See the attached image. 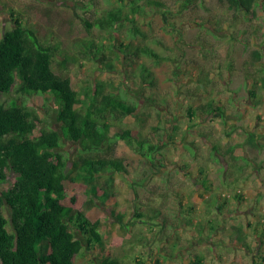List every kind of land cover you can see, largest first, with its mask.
Listing matches in <instances>:
<instances>
[{
  "label": "rangeland",
  "instance_id": "obj_1",
  "mask_svg": "<svg viewBox=\"0 0 264 264\" xmlns=\"http://www.w3.org/2000/svg\"><path fill=\"white\" fill-rule=\"evenodd\" d=\"M164 1L172 10L170 19L175 25L174 29L165 28L161 13L151 8H148L147 16L140 17L139 22L148 33L144 42L152 45L166 58L158 64L149 58L122 61L107 51L108 62L115 58L112 65H109L100 59H85L83 52L76 46L80 42L89 47L94 39H103L98 28L89 33L82 18L93 21L100 16L104 9L110 7L107 0H0V39L5 31L14 25V16H19L27 26L38 31L42 41L54 42L60 46L61 53L70 55V59L66 61L64 57H58L54 68L69 76L75 88L91 86L94 80L104 81L107 88L116 84L115 87L126 92L128 99L137 107L138 119L129 118L125 121V127L133 130L135 138L140 135L146 143L149 139L157 140L163 135L164 141L167 140L174 116L180 126L176 144L166 147L165 166H158V172L150 173L146 160L141 159L137 151L120 140L106 148L102 154L116 155L125 160L131 169V175L109 172L88 182L89 185L83 180L67 183L69 196H76L77 199L75 202L68 199L65 203L79 209L86 206L87 216L102 222L101 231L105 236L103 248L106 252L103 253L97 245L93 246L91 250H85L76 258L82 264H101L107 255L120 257L125 264H155L156 258L167 259L165 252L177 251V246L181 244L178 240L181 239V232L170 223L178 224V209L185 205H194L192 207L196 210L192 212H196L199 206H213L212 211L215 213L211 211L205 214L197 211V215L191 214L196 218L201 216L206 219V216H209L214 221L229 225L240 221L243 234L247 236L246 243L253 251L257 249L254 240L255 235H260L258 223L264 213L260 214L255 197L245 196L242 201L230 200V212L217 215V193H214V198L205 201L195 198L197 191L189 187L192 186V180L197 179L195 176L199 175L198 172L205 171L211 176L212 186L218 189L226 187L222 190L225 194L230 193L233 196L235 191L244 194L243 189H248L249 184L246 186L240 182L245 174L241 160L228 168L225 167L224 161L218 158L214 159L215 166L210 164V161L217 157L216 153H212L211 145L224 147V139L227 138L224 127L227 123L215 119L202 122L197 128L195 125L192 130L187 127L190 125L189 107H196L197 104L214 97L225 106L228 121L241 125V128L233 133L232 141L243 140V152H246L244 156H254V159H258L259 152L250 147L246 137L253 134L252 129L255 128V131L259 132V129L264 128V87L258 75L248 77L247 69L254 73L255 69L249 66V62L255 61L253 52L261 49L264 36V0H259L255 13L248 15L235 14L223 0H192L187 9L181 8L184 0ZM87 5L92 6L90 8ZM122 32L126 34V29ZM123 33L119 36L122 39L125 38ZM156 38L162 40L161 45L153 42ZM140 42L136 40L133 43ZM143 62L152 67L155 73L156 83L152 87L141 81L139 65ZM256 65L264 66V57ZM253 89L256 91V98L251 96L250 90ZM18 96L16 88L8 94L0 92L1 100L11 101ZM26 98L47 120L45 127L59 128L60 124L56 119L57 107L51 94L30 95ZM198 121L201 122L200 119ZM204 129L208 132L212 130L215 136L205 138L202 134ZM257 138L261 139L258 136ZM194 144H197L198 148ZM135 146L137 149V144ZM78 147L79 143L62 141L61 150L70 158L72 177H76L78 172L77 167L73 166ZM195 150L198 151L199 160H204L197 166L191 161V153ZM263 156L262 153L261 157ZM186 158L190 162H187ZM207 166L211 167L208 172ZM145 177V184L139 186L137 182ZM224 177L229 178L221 182ZM219 178L221 181H218ZM10 181H14V177H11ZM7 185L8 183L0 186V192ZM180 200L183 201L180 203ZM133 204L144 214L142 219L146 223L137 221L128 224L138 219L135 217ZM160 209L168 215L169 222L164 221L163 215L153 214ZM9 211V206H4L7 217ZM221 222L220 225L223 224ZM222 229L224 232L225 226ZM187 230L188 238L194 240L195 230ZM205 231L208 233V229ZM77 236L82 238L79 233ZM225 236L221 246L216 244L223 252V257L213 261L214 258L209 256L208 264H252V254L248 255L246 248H243L245 246L239 242L243 236L241 232L236 230V233ZM189 241L192 242L187 240ZM226 241L229 242L227 245ZM84 242L86 245L85 240ZM194 250L195 248L187 246L186 251ZM136 258L140 259V263ZM175 258L177 264H187L189 256L185 254L181 260L178 255ZM159 264L172 263L161 261Z\"/></svg>",
  "mask_w": 264,
  "mask_h": 264
},
{
  "label": "trees",
  "instance_id": "obj_2",
  "mask_svg": "<svg viewBox=\"0 0 264 264\" xmlns=\"http://www.w3.org/2000/svg\"><path fill=\"white\" fill-rule=\"evenodd\" d=\"M107 1L110 7L93 21L82 18L89 33L98 28L103 36L102 40L94 39L89 47L77 43L84 58L100 59L112 65L115 58L108 62V51L122 61L149 58L158 64L164 60L165 56L144 42L148 33L139 20L141 16L148 15V8L155 9L162 15L164 27L174 29L175 25L170 19L172 10L168 3L164 0ZM191 2L184 0L181 8L187 9ZM223 2L235 14L244 15L254 14L259 5V0ZM87 6L91 8L92 5ZM123 29H126V34L122 32ZM122 33L125 35L123 39L119 37ZM136 40L141 42L134 44ZM153 42L162 44V40L157 38ZM59 49L60 46L54 42L42 41L38 31L27 26L19 16H14V25L0 39V92L8 94L16 88L19 94L11 101L0 99V186L8 183L0 192V264H82L76 258L85 250L97 245L103 253L106 252L103 248L105 238L101 232L102 222L90 219L86 214V206L79 209L65 203L68 199L70 202L77 199L76 196H69L67 183L83 180L89 185L88 182L100 178L104 172L131 175L125 160L116 155L102 154L120 140L146 160L150 173L158 172V166H165V149L176 144L180 128L176 116L167 140L164 141L163 135L157 140L149 139L146 143L140 135L135 138L133 130L125 127V121L129 118L138 119L139 114L127 93L115 87L116 84L107 88L104 81L98 80H94L91 86L75 88L69 76L54 68L58 57H64L65 61L70 59L69 54L61 53ZM253 54L255 61L249 62V66L255 71L252 73L248 68L247 74L248 77L258 75L264 87V66L256 65L264 57V36L261 49H256ZM139 69L142 83L154 86L156 77L153 68L143 62ZM250 93L252 97H257L255 89L250 90ZM47 94L54 98L59 128L45 127L47 120L26 98ZM227 116L225 106L210 97L196 107H189L188 120L193 126L190 124L188 130L215 119L227 123ZM235 129L231 126L225 134L231 137ZM249 137L252 147L263 146L256 140V134ZM63 140L79 143L73 163L78 170L76 177L71 176L69 156L61 150ZM218 146L217 152L224 157L226 154ZM239 146L244 144L231 145L230 159H226L231 161L229 166H234L233 161H240L241 157L234 153ZM192 156L197 158L194 151ZM11 177H14L12 182ZM145 181L146 177L137 183L143 185ZM200 183L207 188L205 177ZM233 198L244 200L240 191H235ZM229 200L226 197L220 203L221 212L230 205ZM4 206L10 208L9 217L4 212ZM132 207L135 217L142 219L144 214L139 211V207ZM161 215L166 223L169 222L167 214L160 213L157 216ZM142 222L146 223L143 219ZM170 225L178 228L176 222ZM78 233L82 238L77 236ZM101 264L125 263L119 257L107 255ZM189 264H205L204 258L195 255ZM252 264H264V255L255 257Z\"/></svg>",
  "mask_w": 264,
  "mask_h": 264
},
{
  "label": "crops",
  "instance_id": "obj_3",
  "mask_svg": "<svg viewBox=\"0 0 264 264\" xmlns=\"http://www.w3.org/2000/svg\"><path fill=\"white\" fill-rule=\"evenodd\" d=\"M234 123L235 122H233V121L232 122L228 121L226 126L224 127L225 128L224 131L228 130V128H230L231 126L233 128H236V129L241 128V125H239L238 123L237 124H234ZM195 128H197V125L195 126ZM252 130H253V132H251V133L256 134V140L260 141V143L263 145L259 148L252 147L250 145L251 148H254L255 150H257L259 152L258 159H254L255 158L254 156L253 157L250 156L249 158L247 156H244V154H246V152H243L244 146L237 147L235 149L234 153H235V155H238L241 157L240 160H241L242 166L244 168L245 174L243 175V178L240 180V182L242 184H245L246 186H247V184H249L248 189L247 188L243 189L244 194L243 193L242 194L244 197L246 196L248 198L250 196V197H255V199H257L258 209H259V212L261 214V213H264V156L261 157L262 153L264 154V134H262L264 131V128L259 129V132H256L255 128ZM202 134L204 135L205 138L215 136L214 135L215 133H213L212 130L208 132L204 129V131H202ZM198 135H200V134H198ZM233 135L234 134H232L231 137L227 136V138L224 139V142H225L224 147L220 146V148H221L220 151L224 152V154H226L224 157H223V155L219 154V152H217L219 150V149H216L217 144L211 145L212 146L211 148L213 150L212 153H216L217 157L215 156V158H213V161L209 160L210 164L215 166L216 161L214 159L218 158L219 160L224 161L225 167L228 168L229 163L231 161L228 162V161H226V159H230L229 158L230 157L229 152L231 150L230 149L231 145H234L236 143H243L242 142L243 140L238 141L236 139V140L232 141ZM250 135H252V134H250ZM250 135H248L246 137L247 139L249 138L248 144H250V141H251L250 140L251 137H249ZM257 136L261 137V139H258ZM194 145L196 148H198L197 144H194ZM197 154H198V151L195 150L196 157H197ZM191 155H192V153H191ZM191 157H193V156H191ZM199 159H200L199 157H197L196 159L192 158L191 161L195 162V165L197 166L200 164L201 161H204V160H199ZM186 161L190 162V160L188 158H186ZM234 163L235 162L233 161V164ZM191 165H192V163H191ZM210 169H211V167H208L206 169L207 172ZM202 172H204V173L201 174V171L198 172L199 175L195 176L197 179L195 181L192 180L193 181L192 186H189L190 189H194V191H197L195 198H199V199H203V200L207 201V199H209V198H210V200H211V198H214L215 197L214 193H217L216 198H215V199L219 200V203H217V207H216L217 215L218 214H226L227 212H230V210L228 208L230 205L227 208H225L223 210V212H221L219 210V205L221 202L224 201V199L226 197L230 198V200H234L232 194H230V193L225 194L224 192H222V190L226 188L224 186L222 187V189H218V188L214 187V185L212 186L211 181H210V178H211L210 174H206L205 171H202ZM104 173L107 174V172H104ZM204 177L206 178V181H207V185H208L207 188H205L204 185H202L200 183V181ZM228 178L224 177L223 181H221V178H219L218 181L224 182ZM212 179H214V176H212ZM251 183L254 185L252 186ZM143 185L139 184V186H143ZM136 191H137V187H136ZM226 195H229V196H226ZM182 201L183 200H180V203ZM133 205H135V204H133ZM192 206H194V205L182 206L178 209V212H177L178 213L177 215L179 218L177 229L179 232H181L180 234L182 235V236L180 235L181 239H178L179 241H181L180 246H177L178 250L173 251V252H175L174 255H173L172 251H169L170 253L165 252L166 257H168V258L167 259H163L161 257L156 258L154 261L155 264L156 263L159 264L161 261H170L172 264H177V259L175 257L178 255L179 259L181 260L185 254L189 256L187 264H189V262L195 257V255H201L204 258L205 264L210 263L209 262L210 261L209 256L214 258L213 261H218L220 257H223V255H222L223 252L219 250V247L216 246V244H219V246H221L225 241V239H223L224 236L225 235L230 236V235L236 233L237 229H240L243 232V225L240 223V221H238L237 224L234 223L232 225H229V224H225L221 221H216V220L214 221L212 218H209V216H206V219H204L201 216H199L197 218H196V216H194V215H197V211L199 213H205V214L211 213L213 206L212 207L199 206V209L196 212L195 211L192 212V210H196V208L192 207ZM163 209L155 211V212H153V214L154 215H160V213L166 214ZM186 211H187V214H186ZM192 213H194L193 216H191ZM212 213H215V211H212ZM154 215H153V217H154ZM260 220H261V222L258 223V227L260 228V235H255V240H254V243L255 242L257 243V249L255 251L250 249V247L248 246V243H246L247 242V236H244L243 233H242L243 236H242L241 240L240 241L238 240L239 242H241L243 244V246H245L243 248H246L248 255L252 254V256H253L252 259H254L255 257H260V256L264 255V217ZM138 221H140L142 223V220H138ZM220 222L223 224L220 225ZM248 224L251 225V223H249V222H248ZM224 226H225V231L223 232L222 228ZM259 228H257L258 231H259ZM101 229H102V227H101ZM187 229L195 230L194 240H192L190 237L188 238V236L186 235L188 233ZM207 229H208V233L205 231ZM216 235H217V237H216ZM239 237H241V236L239 235ZM239 237H238V239H239ZM104 238H105V236H104ZM185 239H186V241H185ZM187 240H191L192 242H190V241L187 242ZM228 243L229 242H227V241L225 242L226 245ZM187 246H189L190 248H195L194 252L186 251ZM231 248H233V247H231ZM227 252L228 251H225V253H227ZM114 257H116V256H114ZM138 258H136L135 260H139V263H140V259H138ZM148 260H149V258H148ZM142 263L143 262H141L140 264H142Z\"/></svg>",
  "mask_w": 264,
  "mask_h": 264
}]
</instances>
